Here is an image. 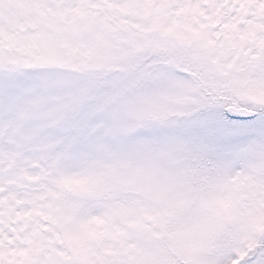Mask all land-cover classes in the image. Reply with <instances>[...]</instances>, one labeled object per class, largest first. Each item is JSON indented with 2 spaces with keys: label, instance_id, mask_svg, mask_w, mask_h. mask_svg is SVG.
<instances>
[{
  "label": "snow or ice",
  "instance_id": "obj_1",
  "mask_svg": "<svg viewBox=\"0 0 264 264\" xmlns=\"http://www.w3.org/2000/svg\"><path fill=\"white\" fill-rule=\"evenodd\" d=\"M0 264H264V0H0Z\"/></svg>",
  "mask_w": 264,
  "mask_h": 264
}]
</instances>
